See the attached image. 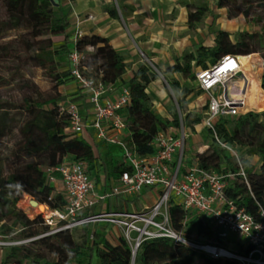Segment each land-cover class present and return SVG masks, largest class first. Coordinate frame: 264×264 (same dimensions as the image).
Masks as SVG:
<instances>
[{"label":"trees","instance_id":"obj_1","mask_svg":"<svg viewBox=\"0 0 264 264\" xmlns=\"http://www.w3.org/2000/svg\"><path fill=\"white\" fill-rule=\"evenodd\" d=\"M72 1V0H68ZM216 8L227 9L229 19L248 15L245 11L232 9L234 0H216ZM4 9L5 20L1 31L19 30L20 35L12 40H18V50L14 54L17 62L29 63L53 74L56 87L71 85L74 79L70 72L69 55L72 50L79 53L92 49L86 66L81 67L85 76L98 78L105 86L125 87L129 91V103L120 111L126 123L128 145L138 156H152L156 152L155 137L157 133L166 130L167 123L176 128L180 126L177 113L172 115V121L161 120L152 110V101L146 92L147 86L157 79L156 73L145 63H141L128 75L124 58L109 44L108 38L99 35H81L74 37L67 32L69 14L64 13L59 5L51 0H0ZM105 11L113 19L120 13L131 10L123 0L104 6ZM205 6L197 7L187 13V26L193 28L207 14ZM54 38H61L55 46ZM73 40V41H72ZM212 45L203 43L193 50L185 52L181 59H176L168 66L166 73L178 74L185 81H193L195 71L205 70L214 65L226 55L252 56L264 50V28L260 32H239L232 40L229 32L218 29L214 32ZM15 42V41H14ZM9 47H2L8 53ZM67 55L68 67L63 72L57 69L55 56ZM264 60V54L261 55ZM89 69L93 72H89ZM260 72V71H259ZM173 89L180 90L183 97L191 90L180 86L177 80L168 81ZM30 95L17 103H0V109L9 107L24 115L22 124L17 128L19 136L13 148L5 154H0V222L1 233L10 235L16 230L17 239L31 238L46 232L42 218L33 211L29 216L16 206L18 196L31 197L38 204H45L50 209H60L64 206V196L55 192L48 183L46 168H53L62 161L80 162L87 167V172L96 179L100 172L107 176L118 178L121 169L114 168L105 158L95 157L92 147L80 136L67 132L68 116L60 113L62 101L69 99L82 102L84 97L77 90L68 97L59 92L44 97L34 85L26 86ZM198 95L202 92L196 88ZM258 97L264 100V71L261 75V85ZM184 108V106H183ZM204 113L206 106L200 108ZM187 112L182 125L186 130H192L200 125V116L190 117ZM0 119V137L4 135V127ZM210 139L208 149H199L202 154L195 153L198 166L218 174H232L227 178L225 193L237 208L244 209L253 218L258 219L260 209H264V111H249L236 117H221L215 121L212 129L204 128ZM224 144L235 149L238 158L221 146ZM190 152H186L188 154ZM242 154V155H240ZM250 157H257L260 166L255 168ZM243 171L244 176L240 175ZM93 209V208H92ZM167 216L170 227L186 239L197 241L203 237L210 244L223 246L226 242L218 238L206 219L192 212L185 211L179 204L170 200L167 206ZM82 226L83 234L80 242H76L70 231H61L51 236L42 237L33 242L34 248L24 246L13 247L5 253L3 263L17 264H89L93 253L100 264H133L132 251L123 237L111 244L103 234L95 231L89 233L88 227ZM91 235V236H89ZM234 243L235 253L246 256L249 249L242 248L240 242ZM48 252L52 258H46L40 251ZM134 264H240L231 259H211L205 254L192 250L169 238L145 240L139 246Z\"/></svg>","mask_w":264,"mask_h":264},{"label":"built area","instance_id":"obj_2","mask_svg":"<svg viewBox=\"0 0 264 264\" xmlns=\"http://www.w3.org/2000/svg\"><path fill=\"white\" fill-rule=\"evenodd\" d=\"M81 35L79 31L75 34L76 37ZM238 58L226 55L207 69L195 71L196 88L207 97L206 110L200 124L203 128L212 129L218 118H232L252 111L245 109L248 78L243 73ZM83 60L82 53L75 49L71 51L70 74L77 89L83 94V102L90 106L91 118L86 121L79 103L69 99L61 102L59 111L68 116V133L80 136L85 130L92 129L98 141L116 144L122 149L123 170L119 176L120 183L109 195L97 198L94 196V184L84 164L62 161L56 167L46 168L48 183L54 188L56 184H60L65 204L60 209H47L40 215L47 230L39 237L17 239L14 235L19 230L10 235L0 231V264H4L5 253L13 247L24 246L61 231L72 232L82 226L98 223L116 226L121 237L130 246L132 256L145 240L169 238L214 260L231 259L240 264H264V209H260L258 219H255L244 209L237 208L225 193L226 179H232L233 175L202 169L194 155L185 154V142L189 135L182 125L179 113L180 126L176 128L177 133H157L155 154L138 156L128 145L126 123L120 113L129 103L128 89L105 86L98 78L83 75ZM221 146L238 158L235 149L224 144ZM205 147L204 151L208 149V145ZM203 152L199 149L196 151L197 154ZM240 175L244 176L242 169ZM149 189L158 190L156 200L149 207L123 212L91 211L107 196L130 197ZM170 200L185 211H192L206 219L217 237L224 242H240L242 248L249 249L248 254L242 256L217 244L194 242L173 231L167 216ZM28 203L30 208H34L30 201ZM3 223L0 222V228Z\"/></svg>","mask_w":264,"mask_h":264},{"label":"rangeland","instance_id":"obj_3","mask_svg":"<svg viewBox=\"0 0 264 264\" xmlns=\"http://www.w3.org/2000/svg\"><path fill=\"white\" fill-rule=\"evenodd\" d=\"M86 1L91 3L87 11L95 16L92 24L94 26L90 30L91 32L99 29V32L109 36L108 40H128V46L119 52L124 58L126 71L130 72L132 68L135 69L139 64L145 63L156 73L157 79L147 86L146 92L152 101L153 112L161 120L167 122L172 121V115L174 113H179L181 119L184 118L187 112H191V118L194 116H200L202 118L203 113H201L200 108L206 106L207 103V97L205 95H198L193 81H185L178 74L166 73L165 71L168 66H172L176 59H181L185 52L193 50L196 45L198 46L201 43L209 45L214 32L218 29L227 30L232 40H234L236 34L239 32L254 33L260 32L264 28V0H234L236 3L232 5V9L245 11L248 15L246 17L239 15L233 19H229L227 9L216 8V0H140L137 2L139 6H143L146 18L139 15L134 19H131L132 10L129 9L124 13L118 11L117 19L111 18L109 14L107 19L103 18L104 16H102L98 9H103L104 6L110 3H114L117 7L119 0H108L105 5L102 4L105 2L104 0ZM123 1L125 2V0ZM53 2L55 5H59L64 13L69 14L70 10L74 13V18V15L70 19L68 17L67 30L68 32L73 29L75 30L76 20L78 18L83 19L85 11L78 5H74L73 0L69 1L70 6L67 0H53ZM200 6H205L208 10L205 18L193 28H188L187 13L194 11ZM90 8L97 9L93 11ZM4 20V9L0 4V103H17L22 101L24 97L30 95V91L25 87L32 85L36 86L44 97L52 96L57 92L64 97H68V94H70L73 88L70 85L56 87V82L53 80L54 73L50 74L48 71L29 65V63H20L15 60L14 54L18 50L16 47L18 40L12 39L18 37L21 31H1V24ZM61 40V38H54V42H56L55 46L61 44L59 43ZM9 46L11 47L7 51L8 53H5L1 49L2 47ZM92 52V49L87 48L82 52L84 55V60L81 63L82 67L86 66L89 60V54ZM262 54H264V50L261 53L253 54L249 64V72L254 75V80H258L257 82L260 81V85L262 71H264V60L261 58ZM54 60L57 62L55 72H63L67 69V55L55 56ZM89 72L93 71L89 69ZM171 79L177 80L180 86H185L191 90L190 94L183 97L180 90L173 89L170 86L168 81ZM253 84L249 95L247 110L252 109L254 112H262L264 111V100L258 97V88L255 83ZM0 119L4 127V135L0 137V154H5L13 148L14 143L19 137L17 135V128L22 124L24 115L19 111L4 107V109H0ZM166 125V130L162 132L170 135L177 133L174 125L171 123H167ZM187 132L189 137L185 142V153L190 152V154L194 155L198 147L206 146L210 143V139L207 138L206 131L202 126L187 130ZM116 154L120 156L121 152H116ZM249 161L255 168L260 166L257 157H250ZM22 195L21 193L18 196L16 202L18 208L22 209L29 218V213L31 214L33 211L40 212L41 209L36 207L34 209L30 208L28 203V201L32 200L30 196L21 198ZM156 198L157 193L153 189L144 192L138 196L137 204H135L134 208L140 210L144 207H149L154 203ZM43 205L45 206V211L37 215H42L47 209H50L45 204L39 206ZM111 229L112 225H106V223L92 224L88 227L90 234L95 231L104 236L108 235L110 240L117 242L118 238L122 236L121 232L110 235L108 232ZM72 232L74 240L80 242V237L83 234L82 228H78ZM39 236L37 235L35 237ZM196 240L206 242L201 236H198ZM33 242L24 245V247L34 248L32 246ZM222 247L232 250V252L236 251V248L229 241H226ZM40 253L45 254L46 258H52V255L48 252L41 250ZM135 255L132 257L133 264ZM89 262V264H100L95 253H93Z\"/></svg>","mask_w":264,"mask_h":264},{"label":"crops","instance_id":"obj_4","mask_svg":"<svg viewBox=\"0 0 264 264\" xmlns=\"http://www.w3.org/2000/svg\"><path fill=\"white\" fill-rule=\"evenodd\" d=\"M91 1H99V0H91ZM105 1V2H104ZM102 3L103 5H105L108 0H104ZM140 0H125L124 4L129 7L132 12H131V19H134L135 17L142 15L144 18H146L145 10L143 9V6H139L138 2ZM67 3L70 6V2L67 0ZM73 4L74 5H78L81 9H83L85 11V15L84 18L82 19H77L76 20V28L75 30H69L71 34H73V38L75 37L76 32H81L82 35H99L105 38H108V35L103 34L102 32H99V29L94 30L93 32H91L90 30L92 29V24L94 21V15L91 12H88L87 9L88 7L91 5V3L89 1L86 0H73ZM142 7V8H141ZM97 8L95 9H91L93 11H96ZM99 12H101L102 16H104L103 18L107 19L108 13L105 11V9L103 8H99L98 9ZM97 10V11H98ZM74 15V13L71 12L70 10V14H69V19ZM75 17V15L73 16V18ZM111 19V18H110ZM78 22V23H77ZM83 26V28H82ZM227 31V30H225ZM68 32V30H67ZM228 32V31H227ZM213 39V37H212ZM212 39L210 40V44L212 45L213 41ZM73 41V40H72ZM137 42H141V41H137ZM144 42V41H142ZM109 44L119 53L121 50H123L124 48H126L128 46V40H109ZM134 70L133 68L131 69V71ZM130 71V72H131ZM130 72L127 71L128 75ZM260 84V83H259ZM73 90L70 92V94L68 95H72L74 94L78 89H77V85L74 82L73 84L70 85ZM69 86V87H70ZM79 108L80 111L82 112L83 117L86 119V121L90 120V116H91V112H90V106L85 103V102H79ZM200 125H196L194 128L198 127ZM124 135V134H123ZM80 137L83 138L91 147L93 150V153L95 155V157H100V158H105L106 162H109L111 164V166L114 168V172H118L122 169V163H121V155H122V149L116 145V144H109V143H104L102 141H98L95 137H94V132L92 129H87L85 130V132H83L82 134H80ZM204 146V145H203ZM202 146V147H203ZM202 147H198V149L202 148ZM115 150V151H114ZM116 152H121V155L119 156L118 154H116ZM190 154V153H189ZM116 155V156H115ZM90 178L94 184V196L100 197L103 195H109L110 191L114 188L117 187L119 185V177L118 178H114L113 176H107L105 172H100L98 179H96L93 175H90ZM94 178V179H93ZM152 190V189H151ZM156 193H158L157 189H153ZM55 192H62V189L60 187V184H56L55 188H54ZM150 191L149 190H143L140 194ZM135 195V196H130V197H125V196H107L104 198V200L98 202L93 209L91 210L92 212H100V211H105V212H123V211H134L136 210L134 208L135 204H137V198L140 195ZM96 198V197H95ZM98 200V199H97ZM133 206V207H131ZM131 207V208H130ZM100 224V223H99ZM96 225V224H95ZM106 225H111V224H107ZM120 233V230L116 227L112 225V229L108 232L110 235L114 234V233ZM105 238L111 243V244H115V241H112L108 238V235H105Z\"/></svg>","mask_w":264,"mask_h":264},{"label":"bare ground","instance_id":"obj_5","mask_svg":"<svg viewBox=\"0 0 264 264\" xmlns=\"http://www.w3.org/2000/svg\"><path fill=\"white\" fill-rule=\"evenodd\" d=\"M238 57H239L238 59L241 63V69H242L243 73L246 75V77L248 78L247 92H246V95L244 97V105H245V109L247 110V104H248V100H249L250 91H251L252 86L254 85L253 83H255L256 87L259 90L260 89V84H259L260 81L257 82L258 80H256V79L254 80V78H255L254 75H252L249 72V64L251 62V56H238ZM21 198H22V196H21ZM39 205L40 204H38V206L36 208L41 209L40 213L45 211V206L43 205L44 206V208H43V206H39ZM33 209H31V210H33ZM29 215H30V213H29Z\"/></svg>","mask_w":264,"mask_h":264},{"label":"water","instance_id":"obj_6","mask_svg":"<svg viewBox=\"0 0 264 264\" xmlns=\"http://www.w3.org/2000/svg\"><path fill=\"white\" fill-rule=\"evenodd\" d=\"M51 1L53 2V0H51ZM53 3H54V2H53ZM30 204H31V206L34 207V208L38 206L37 201H35L34 199L30 200Z\"/></svg>","mask_w":264,"mask_h":264}]
</instances>
